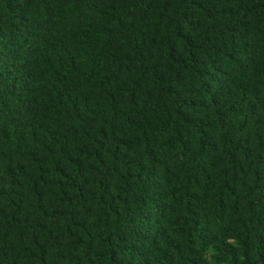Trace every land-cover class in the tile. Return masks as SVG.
<instances>
[{
	"label": "trees",
	"instance_id": "trees-1",
	"mask_svg": "<svg viewBox=\"0 0 264 264\" xmlns=\"http://www.w3.org/2000/svg\"><path fill=\"white\" fill-rule=\"evenodd\" d=\"M0 264H264V0H0Z\"/></svg>",
	"mask_w": 264,
	"mask_h": 264
}]
</instances>
